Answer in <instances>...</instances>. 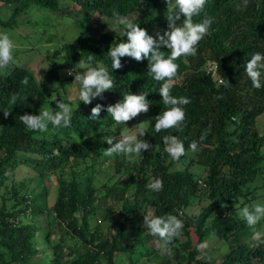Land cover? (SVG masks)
Returning a JSON list of instances; mask_svg holds the SVG:
<instances>
[{
  "label": "trees",
  "instance_id": "obj_1",
  "mask_svg": "<svg viewBox=\"0 0 264 264\" xmlns=\"http://www.w3.org/2000/svg\"><path fill=\"white\" fill-rule=\"evenodd\" d=\"M73 1L84 9L98 10L101 20L134 14L136 19L132 21L140 23L153 36L168 27L165 0ZM0 2L3 28H16L21 15L33 6L45 11L61 10L60 0ZM4 7L10 9L9 15L4 14ZM204 18L211 19L212 23L198 43L196 55L182 56L176 61L178 69L171 94L190 99V103L183 106L185 120L180 130L155 131V117L167 106L162 104L158 92L162 82L148 74L146 58L137 61L122 57L123 66L115 72L111 70L107 51L116 40L124 39L121 33L105 30L99 36H87L83 26L77 36L78 48L64 46L65 51H60L63 60L54 57L39 76L21 62L23 51L19 56L14 53L12 64L0 69V187L9 179L8 171L20 165L33 168L37 177L44 180L50 173L58 172L63 164L74 159L85 161L109 147L105 142H96V137L103 133L110 135L106 131H111L116 123L106 107L99 119H89L97 103L107 106L120 101L124 94L145 91L149 109L154 112L152 121L144 127L143 136L151 148L134 161L133 169L126 174L128 183L124 187L115 182L109 188L111 192L116 190L121 205L112 216L105 237L102 238L103 230L93 227L90 220L96 212L95 201L100 193L90 179L86 183L75 171L70 180L60 177L56 200L46 207L30 190L31 180L24 178L14 181L8 197L0 194V264H115L117 256L122 254L133 260L134 254L143 253L139 251L140 246L153 237L144 226L145 213L174 214L184 222V241L180 244L185 254L170 251L160 257L159 248H146L151 259L156 255L159 264H211L201 257L199 245L212 235L229 246L219 264H264V219L250 227L235 207L239 200L252 203L263 198L261 202H264V193L258 191L264 188V130L258 123V118L264 116V85L253 88L243 66L256 51L264 52V0H206L200 15L193 20ZM182 20L183 17L176 23ZM161 50L168 54L166 46ZM89 55L93 57V65L102 62L109 68L114 89L106 90L103 98L96 97L91 103L77 100L79 105L74 107L68 127L54 129L49 125L47 133L26 129L19 115L38 114L39 109L52 100V95L57 100L66 97L68 91L64 87L61 92L53 93L52 86L63 81L62 70L67 71L66 77L73 82L74 74L70 75L69 69ZM209 61L214 62L218 76L227 87L213 78ZM13 94L17 96L16 104L10 102ZM3 110L10 113L5 116ZM111 134L119 135L118 132ZM165 135H176L184 142L185 155L179 160H173L164 151L162 137ZM202 136L204 140L199 143ZM192 140L198 141L195 158L188 155V144ZM185 158L189 163L184 168H176ZM195 162L204 166L201 176H196L192 170ZM126 165L125 155H121L116 161L117 170L121 171ZM75 166L70 165L71 170ZM156 178L163 181L159 192L146 186ZM131 185L134 186L132 194ZM193 197H198L199 201L203 197L209 200L199 214L188 213L195 200ZM43 215L48 220L47 227L40 224ZM51 225L66 227L67 234L82 247L67 244L65 235L56 241ZM257 233L260 240H245ZM193 234L197 235L196 241ZM157 241L160 243L158 238Z\"/></svg>",
  "mask_w": 264,
  "mask_h": 264
},
{
  "label": "clouds",
  "instance_id": "obj_2",
  "mask_svg": "<svg viewBox=\"0 0 264 264\" xmlns=\"http://www.w3.org/2000/svg\"><path fill=\"white\" fill-rule=\"evenodd\" d=\"M165 3L168 12L166 17L168 27L162 33L157 32L156 36L149 34L145 28L140 26V23H135L126 16H115L110 28L117 32L122 25L121 37H124V39L116 40L107 51V56L111 59L110 68L112 71L123 66L121 63L122 57L128 56L137 61L146 58L148 60V74L153 80L162 82L158 92L162 96V104L167 107L155 117L154 128L156 132L164 129L176 128L180 130L182 128L185 120L183 106L189 104L190 99L187 96L171 94L178 69L176 61L182 56L196 55L197 45L208 33L212 23L209 18L195 22L193 20V17L200 15L206 0H165ZM181 17H183L182 22L177 24L176 22L181 20ZM162 46H166L169 50L167 55L161 50ZM14 48L15 43L10 34L0 32V69L8 67L14 61ZM92 61L93 57L89 55L86 58H81L73 68L69 69V74H74L72 84H78L79 86L75 95L78 96L79 102L83 101L86 104L91 103L96 97L103 98L102 94L106 90L114 89V80L109 68L102 62L93 65ZM243 66L252 87L261 88L264 85V80H262V76H264V52L256 51L246 60ZM215 67V64L210 65L211 75L214 79L216 78ZM27 82V80L23 81L25 84ZM218 83L223 84L225 87L228 86L223 79H219ZM147 93L145 91L140 93L130 92L124 94L120 101L107 106L97 103L92 107L89 119H99V114L106 107L112 121L117 125L125 124L139 113L148 111L150 102L146 98ZM51 99L56 101V108L45 107L40 108L38 114L25 112L19 115V119L26 129L47 133L49 125L54 129L70 126L73 109L79 105L72 92L70 91L65 99L57 100V97L53 95ZM16 101L17 96L13 94L10 102L16 104ZM9 113L4 111L5 116ZM132 128L128 127L129 130L122 129L118 136L112 134L103 136L102 140L106 141L109 147L104 148L102 155L112 157L114 154H124L129 160H132L141 155L144 150L150 149V143L143 138L146 133L144 125L140 124L138 131H130ZM138 134L140 138H138ZM162 139L164 141V151L173 160H179L185 155L184 142L176 135H165ZM203 140L204 137L202 136L199 143H202ZM188 148L195 152L198 148V141L192 140L188 144ZM146 186L154 192H159L163 188V181L156 178ZM235 207L238 208L239 216L250 227H254L261 219H264V202L245 203L243 200H239ZM144 226L147 227L153 237L159 239L158 248L161 254H170L169 246L172 241L182 238L184 222L178 215L174 214L152 215L145 213ZM206 247V243L199 245L201 250Z\"/></svg>",
  "mask_w": 264,
  "mask_h": 264
},
{
  "label": "rangeland",
  "instance_id": "obj_3",
  "mask_svg": "<svg viewBox=\"0 0 264 264\" xmlns=\"http://www.w3.org/2000/svg\"><path fill=\"white\" fill-rule=\"evenodd\" d=\"M60 2L61 10L59 11H45L44 9L33 6L29 11L24 12L21 15L19 25L16 27L17 29L11 27L3 28L0 26V32L9 33L15 43L13 54L16 53L17 56H19L20 51H23L20 56L21 62L28 65V68L37 76L47 70L50 61L54 57H56L55 59L58 61L63 60V54H61L62 52L60 51H65L64 46L78 48L77 36L83 26L87 36H99L105 30L112 33H122L123 30L122 25L117 32L111 29L110 27H112V21L114 18L101 20L99 19L100 13L98 10L90 11L84 9L73 0H60ZM1 4L2 3L0 2V5ZM4 14L9 15L10 9L4 7ZM126 17L131 20L136 19L134 14L126 15ZM11 64L12 63L9 65ZM66 72V70H62L61 75L63 78L61 80L63 81L54 83L55 85L53 84L54 86H52L51 90L53 93H55V91L61 92L64 87L65 90L68 91L67 94L71 91L74 99L76 98L77 101L78 96H76L75 93L78 91L79 86L78 84H73L72 86L74 81L72 82V78L66 77ZM65 98L66 97L63 99ZM45 107L56 108L57 103L56 101L51 100L45 105ZM153 116L154 112L148 109L147 112L139 113L135 119L132 118L125 122V124H116L110 129L111 131H106V133H119L122 129L129 130L128 127H133L130 131H138L140 124L147 127L152 121ZM258 123L260 128L264 130L263 115L258 118ZM103 134L104 135L96 137V142H105L107 144L106 141L102 140V137L105 136V133ZM138 138H140L139 134ZM102 153L103 151L97 155L93 154L91 158L85 161L74 159L69 163L63 164L58 172L50 173L44 177V180L37 177V173L33 168L26 165H20L16 170L8 171L10 177L6 180L4 185H1L0 194L8 197L11 194L10 189L14 181L19 182L20 180L27 178V181L31 180L30 190L39 197V202L43 203L46 207H50L56 200L59 187L58 179L63 177L66 180H70L75 173H77L76 176H80L86 183H88V179H90L92 184L100 189L98 199L95 201L96 212L90 217V220L92 221L93 227L99 226L100 229L103 230V238L107 235L108 226L112 221V216L117 213V210L121 205V199L115 195L116 190L111 192L109 191V188L112 187L115 182L120 183L119 187H124L128 183L126 174L133 169L131 166L138 156L132 160H129L125 156L127 165L122 167V170L119 171L116 168V161L118 162L121 155L124 154H114L112 157H104ZM197 153L198 151L193 152L190 150L188 155H192L195 158L197 157ZM188 163L189 159L185 158L176 165V168H184ZM70 165L76 166L71 170ZM192 170L195 172L196 176H201L204 173V166L195 162L192 165ZM262 178L264 179V177ZM133 191L134 186L131 185L129 189L130 194H132ZM258 191L264 193V188L260 187ZM197 198L198 197H193V199H195L194 205L188 209L189 214H199L209 203V200L204 199V197L200 199L201 201ZM261 199L263 198H259V200H256L255 202H261ZM42 217L40 224L47 227L48 220L44 215ZM50 228L54 230L52 237L56 241H60V237L65 235L67 244L79 245L78 247H82L79 243H76V240L70 234H67L68 231L66 227L60 228L59 226L51 225ZM193 239L196 241V234H193ZM246 239L249 242H253L255 240H260V235L257 233L254 236L246 237L245 240ZM125 241L126 239H123V242ZM182 241H184L183 238L174 239L169 246L170 251L178 255L185 254L186 252L182 249L180 244ZM204 243L207 244V247L202 249L201 257L209 261L211 264L221 263L224 254L229 251L227 242L212 235L208 236ZM40 244L44 245L42 242ZM158 245L159 242L157 241V238L150 237L146 244L139 248V251H143V253L141 252V255L138 253L137 255L134 254L133 260L138 258L136 264H159L157 257H155L156 255H153V259H151L146 251V248L147 250L149 248L153 250L154 248H158ZM162 255L163 254H161L160 257H162ZM67 257H71V255H67ZM133 260L127 254H122L117 256L115 264H132Z\"/></svg>",
  "mask_w": 264,
  "mask_h": 264
},
{
  "label": "built area",
  "instance_id": "obj_4",
  "mask_svg": "<svg viewBox=\"0 0 264 264\" xmlns=\"http://www.w3.org/2000/svg\"><path fill=\"white\" fill-rule=\"evenodd\" d=\"M214 62H209V68H210V65H212ZM216 66V65H215ZM211 69V68H210ZM215 71H216V67H215ZM216 79H221L219 76H218V74H217V72H216Z\"/></svg>",
  "mask_w": 264,
  "mask_h": 264
},
{
  "label": "crops",
  "instance_id": "obj_5",
  "mask_svg": "<svg viewBox=\"0 0 264 264\" xmlns=\"http://www.w3.org/2000/svg\"><path fill=\"white\" fill-rule=\"evenodd\" d=\"M192 205H194V203H193ZM192 205H191V206H192ZM191 206H190V207H191Z\"/></svg>",
  "mask_w": 264,
  "mask_h": 264
}]
</instances>
